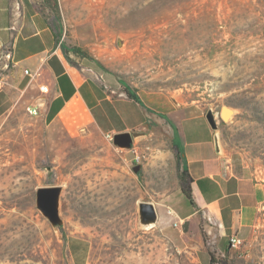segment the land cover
Wrapping results in <instances>:
<instances>
[{
  "label": "rangeland",
  "instance_id": "1",
  "mask_svg": "<svg viewBox=\"0 0 264 264\" xmlns=\"http://www.w3.org/2000/svg\"><path fill=\"white\" fill-rule=\"evenodd\" d=\"M35 4L62 39L68 62L89 68L98 79L96 71L114 74L142 103L138 91L157 102H191L204 114L212 112L226 149L264 181V0ZM7 60L0 46V70L10 68ZM146 105L154 114L152 104ZM71 117H62L65 130L52 128L61 135L60 147L52 144L39 166L2 181L0 264H218L209 252L221 264H264V208L236 248L202 226L166 227L158 211L149 226L140 203L157 202V190L141 168L134 170L137 164L128 166L114 150L113 138L104 133L113 124L103 129ZM171 122L149 120L144 132H169L165 126ZM45 186L58 189L54 215L38 199ZM184 200L196 207L185 195ZM193 221L196 226L199 218Z\"/></svg>",
  "mask_w": 264,
  "mask_h": 264
},
{
  "label": "crops",
  "instance_id": "2",
  "mask_svg": "<svg viewBox=\"0 0 264 264\" xmlns=\"http://www.w3.org/2000/svg\"><path fill=\"white\" fill-rule=\"evenodd\" d=\"M35 1L0 0V46L7 50L10 66L0 70V188L3 180L49 156L52 144L61 140L52 128L65 130L62 117L68 114L77 124L94 121L104 129L112 123L104 131L110 138L133 133L130 146L113 142L114 150L128 166L140 164L157 190L159 200L152 202L159 223L167 227L173 222L177 229L191 231L202 225L228 245L234 234L247 236L262 215L264 181L226 149L206 114L191 102L146 101L138 91L142 103L129 96L114 74L96 71L98 79L89 68L75 67ZM83 104L89 107L83 109ZM166 118L172 121L165 126L169 132H144L149 120L163 125ZM137 155L143 159L139 163L134 162ZM183 172L196 207L184 200Z\"/></svg>",
  "mask_w": 264,
  "mask_h": 264
},
{
  "label": "water",
  "instance_id": "3",
  "mask_svg": "<svg viewBox=\"0 0 264 264\" xmlns=\"http://www.w3.org/2000/svg\"><path fill=\"white\" fill-rule=\"evenodd\" d=\"M225 112V111H224ZM208 121L210 122L211 126L216 129L217 122L214 118L212 112H208L206 114ZM216 137L219 138L218 134L216 133ZM133 140V133L132 132H120L113 135V141L115 144L119 146H130ZM141 168L140 164L134 166V170L138 172ZM57 188L54 186H45L39 189L38 199L41 204L43 210L49 214L54 215L57 212V207L55 203V197L57 194ZM140 213L142 219L147 222L154 221L157 219V209L153 202L144 201L140 203Z\"/></svg>",
  "mask_w": 264,
  "mask_h": 264
},
{
  "label": "trees",
  "instance_id": "4",
  "mask_svg": "<svg viewBox=\"0 0 264 264\" xmlns=\"http://www.w3.org/2000/svg\"><path fill=\"white\" fill-rule=\"evenodd\" d=\"M47 5H51V2L54 3L55 6H57V0H44ZM182 190H183V193L184 195L192 202V203H195L194 202V198H193V195H192V192L190 190V188L188 187V181H187V178L185 176H182ZM202 225H200V228H201ZM209 255H210V261L212 263H218V264H221V257H216L214 253L212 252H209Z\"/></svg>",
  "mask_w": 264,
  "mask_h": 264
},
{
  "label": "built area",
  "instance_id": "5",
  "mask_svg": "<svg viewBox=\"0 0 264 264\" xmlns=\"http://www.w3.org/2000/svg\"><path fill=\"white\" fill-rule=\"evenodd\" d=\"M26 72H28V70H26ZM31 112H36V110L33 109V110H31ZM112 138H113V137H111V139H112ZM140 161H141V155H137V156L135 157L134 162H135V163H139ZM176 225H177V223H176ZM242 242H243L242 238L239 237V236L236 235V234L230 236V238H229V244H230L231 247H234V248L240 246V245L242 244Z\"/></svg>",
  "mask_w": 264,
  "mask_h": 264
},
{
  "label": "bare ground",
  "instance_id": "6",
  "mask_svg": "<svg viewBox=\"0 0 264 264\" xmlns=\"http://www.w3.org/2000/svg\"><path fill=\"white\" fill-rule=\"evenodd\" d=\"M147 225H149V226L154 225V221H149V222H147Z\"/></svg>",
  "mask_w": 264,
  "mask_h": 264
}]
</instances>
